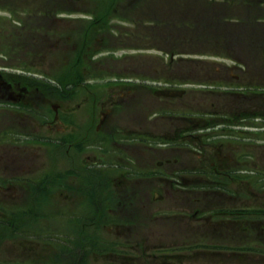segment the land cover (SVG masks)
Returning a JSON list of instances; mask_svg holds the SVG:
<instances>
[{"label":"flooded vegetation","instance_id":"1","mask_svg":"<svg viewBox=\"0 0 264 264\" xmlns=\"http://www.w3.org/2000/svg\"><path fill=\"white\" fill-rule=\"evenodd\" d=\"M41 84L35 77L25 75L21 79L13 76L12 70L0 68V111L3 110L8 118L4 124L0 123V264H47L48 248L44 236L54 229L58 233L63 232L64 227L58 223H62L68 214L70 219L77 220L92 203L63 202L66 201L62 160L65 154V132L69 130L74 134L75 130L80 129L78 114L81 106L74 108L68 104L71 97L65 89L53 90L52 93L44 92L46 88ZM54 95L58 98L52 101ZM236 96H240V93H236ZM249 99L248 106L236 114V125L248 123L251 128H257L259 123L264 124V93L255 88L249 92ZM85 111L88 114L85 113L87 118L86 116L84 118L83 132L93 127L107 139H110L108 136H113L114 132H121L117 130L118 124L113 120L115 109L108 103H102L97 116L95 108L90 110L86 108ZM90 112H94V115ZM49 114H53L51 120ZM94 117L98 120L95 127L92 124ZM191 129V125H177L172 133L161 134L150 129L132 128L128 132L138 135L137 138L140 139L138 143L121 139L118 145L121 146L122 153L131 157L135 155L142 157V151L145 157L146 150L169 151L175 158L191 157L195 151L213 167L218 178H212V182L207 179V188L201 192L200 198L194 194V179L186 162L181 163L184 167H178L177 160L174 161L175 158L171 160L170 157L159 160L158 167L133 166L130 169V166L126 165L128 166L126 172L120 173L122 177L115 180L118 193L127 199L128 191L134 184V180L129 176L131 172L140 174L139 182L151 180L154 189L162 192L160 198L151 197L152 203L157 207L149 215L159 219V222L170 223V228H167L168 238L162 239L159 229L156 235L154 233L155 242L151 249L157 251L155 258L158 264H190L192 250L202 251L206 256H220L218 252H229L234 258L232 262L207 261V264H264V200L256 199L252 205L237 202L239 200L236 199V172L231 170L236 164L234 139L194 135L192 131L181 134ZM127 130L125 127L122 128L124 132ZM54 132L57 140L50 142L48 136ZM159 138H164L167 142L172 139L184 141V144L165 145V148H160L157 143ZM82 141L84 140L76 139L69 147L77 154L80 148L84 147ZM35 142L41 143L42 148H39L41 151L37 155L32 154L30 158L21 160L19 158L21 151L18 148L24 146L26 151L31 149L32 153L31 147ZM49 147L58 153L57 158L59 152L62 153L60 157L62 161L60 160L56 170L50 167L49 159L47 156L46 159L43 153L47 152ZM33 153L36 152L33 150ZM85 159H94L97 162L104 158L92 154L85 156ZM54 177L55 182L51 180ZM50 183H55L58 198L62 202H39L42 200L40 194L48 195ZM33 192L37 194L36 198ZM22 197H25L24 200H18ZM162 202H169V208H162ZM108 203V209L112 210L113 202ZM140 204L143 205L142 202ZM140 204L120 202L117 205L118 213L128 219L127 222L137 217L143 218L146 215L143 213L144 207L139 206ZM85 218L89 220L90 225L96 226L97 222L93 217ZM123 228L126 230L121 235L132 241L129 243L141 251V257L144 259V251L150 247L138 240L131 226L126 227L124 224L121 229ZM194 230L196 234L193 233ZM37 234L42 235L40 243L33 239ZM18 236L25 239L26 243L17 244ZM70 251L64 248L57 250L56 264L61 257H69L71 254L75 263L84 258V255L79 256L80 248L77 244H74ZM139 257L134 256L133 260L139 261Z\"/></svg>","mask_w":264,"mask_h":264},{"label":"rangeland","instance_id":"2","mask_svg":"<svg viewBox=\"0 0 264 264\" xmlns=\"http://www.w3.org/2000/svg\"><path fill=\"white\" fill-rule=\"evenodd\" d=\"M16 5V8L19 12L23 10L25 7H41L42 3L43 6L47 4H51L47 2V0H11ZM27 1L29 2V6L26 4ZM126 0H118L117 4L114 7V11L105 17L104 20V26L101 27L99 30H95L93 35L91 37L94 40V43L96 39H100L102 42H107L109 47L114 49L113 56L109 57V64L110 66H104V70L108 69L112 71L113 74L115 73H139L144 76H150L153 77H160V75H164L163 72H173V68H178L179 65L173 64L170 66V62L166 61V57L164 54L159 53L161 51H157L156 47L152 45V42L150 41L148 43L147 40L143 41L144 38L146 39H157L160 40L159 37H162L160 35L161 33H158L156 31H151L148 29H145V26H148L149 28L154 23V19L149 20H141L139 17L135 16V11H128L124 10L122 8H125L122 4ZM203 2L207 0H202ZM6 2H9L6 0ZM143 3H146L145 5ZM236 6H233L231 11L236 12V8L238 6H241L238 0H235L234 3H232ZM18 6V7H17ZM158 2L156 0H142L140 3L139 8L141 9V12H144L143 9L153 8L157 7ZM128 7V6H127ZM200 8L205 9L203 11L204 15H195L194 11H186V12H176V14L172 17V20L168 22L166 19L157 21L158 24L161 26H166L167 30L166 33H168V37L164 36L165 40H175L174 33L171 32L170 27L173 30H177L179 37L178 38H184L185 40L190 41H196V43H202L203 42V48L202 51L204 53H212L214 52V46L217 47V50L220 52V54H223L227 57V59H220L218 57H212L207 55H201L200 59L202 61L200 62H183L179 64H185L188 66V70L183 72H180L182 76L188 75L192 80H196L198 83L205 82H212L211 78H218L219 80H222L228 85L234 86L232 84H236V75L241 77H248L249 75H252L253 69L255 67V64H250L249 68L247 70H236V66H234V61H232V56H236L241 59V55L236 53V51L233 50L232 43L236 42V34H238L240 31L237 30L240 28L237 27L236 23L225 22V31L224 32H215L216 29H219L220 24L219 20L215 22H202L201 18L204 16L206 18H211V16H215V19H217V13L222 14L223 11H225L223 8H220L217 6L216 8L212 7L211 4L206 7L200 6ZM217 8H220L219 10H215ZM40 11V9H39ZM188 12V13H187ZM150 13V10L145 13ZM36 15H39V12H36ZM116 15L122 16V20H118L114 18ZM255 15H252V23L254 25H257V22L255 21ZM230 16H234L231 14ZM236 16V15H235ZM230 20L232 18H229ZM15 22L19 23V26L15 24ZM26 23V16L23 14H19L16 16V20H13L10 15L5 13H0V54H2V49L6 48L4 45L9 44L10 46L7 47V50H11V53L16 51L17 54V61H13L10 58L9 59H2L0 57V64L2 66H10L14 67L17 65V67H26L29 65L28 61V51L34 49H31V44H34L32 40L26 39V30L20 29V26ZM102 23V24H103ZM62 24L60 26L61 29H73L74 24H66V23H60ZM68 25V26H67ZM78 26V25H76ZM56 24L52 23L50 20L48 21V30H50V34L53 33ZM246 27V28H245ZM188 28L189 31L186 29ZM242 35L250 38V36L247 33L248 24L241 23ZM245 28V29H244ZM99 33L96 35V33ZM204 32H207L208 36L204 35ZM38 33V32H37ZM142 34H144V38L142 37ZM19 35V36H18ZM165 35V33H164ZM19 37V41L16 40V37ZM60 34L55 35L58 42H60L59 45L64 44L65 42H68V38H61L60 40ZM71 37V36H70ZM210 37V38H209ZM244 37V38H245ZM51 39L49 41V54L55 50L53 45L56 43L54 37H49ZM60 40V41H59ZM246 40V38H245ZM99 42V41H98ZM176 43H181V40H175ZM26 43L29 44V47H27ZM206 44V45H205ZM35 45H38V43H35ZM150 47L151 49H148V51H142L137 50V48L141 49L144 47ZM119 47H129V50H118L115 49ZM163 47V46H161ZM72 46L69 45L68 49H66V54L69 55L68 50L71 49ZM65 48H62V50ZM154 49V50H152ZM164 49V48H163ZM211 50V51H210ZM142 51V52H140ZM36 52V51H35ZM202 54V53H201ZM111 55V54H109ZM51 57V56H50ZM101 58L105 57V55H101ZM68 59H66V64ZM49 61H52L53 63H49L50 69L53 66H63L64 63H56L55 60H51L49 58ZM171 61V60H170ZM108 61H106L107 63ZM34 67H42V64L37 60L33 63ZM30 67V65L28 66ZM190 70V71H189ZM30 70L24 69L23 71H20L19 69L12 70L13 76L20 77L21 79L24 78V76H30L29 74ZM49 71V69H48ZM98 72L95 71V73ZM7 74H10L9 72H6ZM205 78V79H204ZM216 80V79H215ZM43 81V80H42ZM133 82H136L134 79ZM81 85L80 90L74 92L72 89H68L66 91L67 94L70 95L71 100L68 103L69 105H73L74 108L81 106L80 112L78 114V123L81 124L79 130H75V133L78 137L73 138L75 134H69V130L66 131L65 135V145H64V152L65 154L62 157L63 166H64V180H65V190H64V196L66 201L63 202H92L85 212H82L79 218L76 220L75 218L70 219L69 214L64 219L62 223H58L59 226L64 227V231L61 233H58L57 230H52L48 234L44 236L45 240L44 242H47V248H48V260L47 264H56V253L57 250H60L61 248L64 249H70L72 251L74 244H77V246L80 248V255H84V258H80V261H77L75 263L74 257L72 254L67 257H61L58 264H158L155 257H153V251L151 249L152 244L155 242L154 239V233L156 235V232L160 231L162 239L164 237L168 238V232L167 228H170V223L167 221H160L159 219H155L150 215L152 210L155 209L156 204L152 203L151 200L152 196H156V198H160L162 195V192L156 191L154 189V183L151 180H145L139 182L138 177L140 174H136L135 172H131L129 176L134 180V184L130 187L128 191V195L125 197H121V195L118 193L116 187H115V180L122 177L119 175L122 172H126V165L130 166V169L133 166L138 167H154L155 163L158 162V160H162L166 157L171 156V152L169 151H159V152H148L145 151L146 156H143V151L141 152V156L135 155L134 157L128 156L126 153L118 152L115 150H118L119 146L117 143H115L114 138H111L113 136H108V139L106 144H104L103 140L101 139L102 135L96 131L93 127L90 128L87 132H82L79 135V132L81 129L85 128V111L86 107H82L84 102L88 99H92L90 101L94 108H95V114L97 116L98 111L102 107L100 105V97L104 95L102 94V90L100 93L95 89L94 86H105L107 84L106 80L98 79L96 81H80ZM127 83V82H126ZM131 83V82H130ZM143 83V82H141ZM140 84V83H139ZM52 86H55L54 84L49 83L48 85L44 86L46 90L44 92H50L52 93L53 89ZM205 85V84H204ZM43 86V85H42ZM131 86V85H129ZM201 86V85H200ZM203 86V85H202ZM87 87V88H85ZM124 87V86H123ZM135 88L129 89L126 95L127 98V104L125 107L116 113V116L114 117V123L119 124L118 128L121 129L123 127H126L128 130L124 132L123 134H129L128 131H130L132 128L134 129H150L154 131L155 133H162L164 130H167L171 127L169 124V121L166 119H163L161 116H156L155 112L159 108H157L158 104H162L159 97H156L153 93V91H150L149 88H141V91L143 93H140L139 89H137L138 86H134ZM120 87H114L113 92H119ZM86 91H92L93 93L97 92L98 96L96 95H88ZM47 94V93H46ZM213 94V95H212ZM141 95L140 97H138ZM48 97V95H47ZM114 97H117L116 95ZM222 97L214 93H208V92H191L183 97V99L178 100L175 99L173 101L172 106L174 108L179 109V107H189L192 105L193 108L202 110L203 108H209L210 104L217 103L222 105H229L231 107H234L235 114L239 113L242 108H245L244 104H242V107H236V97L235 96H226V99H223ZM83 100V101H79ZM189 103H187V101ZM182 101V102H180ZM146 104V105H145ZM166 104V103H165ZM145 106V107H144ZM228 106V108H230ZM226 107V106H225ZM232 109V108H231ZM232 109V110H233ZM91 115H94V112H90ZM154 113V120H149V123L146 122L147 117L146 115ZM153 115V114H152ZM49 120L53 118V114L48 115ZM149 117V116H148ZM164 117V116H163ZM87 118V116H86ZM7 115L4 113L3 110L0 111V123L4 124V122L7 120ZM168 119V118H167ZM96 120V121H95ZM168 121V122H167ZM98 122L97 117H94L93 123L94 127L96 123ZM167 122V123H165ZM121 125L123 127H121ZM93 126V125H92ZM79 127V125H78ZM94 129V130H93ZM245 131H240L239 128L236 129H228L227 130V136L231 137L233 136L234 139V145L236 147V151L238 152H246L247 154L246 160H251V166H253V172L254 174L247 176L244 180L246 183H249V178L251 180L254 179L258 182V184H261V187L264 186V124H260L257 126V128H251L246 127L243 128ZM239 133H238V132ZM53 132V131H52ZM50 132V133H52ZM249 132H255V134L250 135ZM115 135V134H114ZM118 135V134H116ZM231 135V136H230ZM105 137V136H104ZM117 140L119 139L118 136H115ZM48 139L50 142L57 140L55 137V132L52 134H49ZM78 140H84L82 141V146L79 152H74L73 148H70L69 145L72 144V142ZM139 145V144H136ZM26 147L21 146L18 148L19 151H21L19 158L21 160H25L31 157V155H37L41 150L39 148H42L41 143L35 142L34 146L32 148V153L25 150ZM103 148V149H101ZM33 150L36 153H33ZM78 151V150H77ZM107 153L111 158H106L107 156H103L104 162L99 164L98 162H95L96 160L91 159H85V156L92 155V154H100V153ZM45 157L47 156L49 159V165L54 170L58 168L60 165V157L61 154L59 152V157L57 158V152L49 147V150L43 151ZM92 153V154H91ZM41 154V153H40ZM103 154V155H105ZM112 155L117 156L118 158H113ZM46 157V159H47ZM122 157H125V159H122L121 162L115 163V161H119ZM120 158V159H119ZM61 160V161H62ZM97 163V164H95ZM104 163H108L103 165ZM129 163V164H128ZM119 166V168L115 166ZM128 168V167H127ZM53 170V172H55ZM262 173V174H259ZM256 175V176H254ZM261 175V176H260ZM260 179H263V181H260ZM53 182H55V177L51 179ZM260 181V182H259ZM237 187V186H236ZM49 192L48 195L46 194H40V197H42V200L39 202H62L58 198L57 194V188L55 183H50L49 185ZM252 189V188H249ZM257 192L256 190L252 189L251 191L248 190L245 194H242L243 198H251V193ZM35 195V198L37 197V194L33 192ZM257 196L262 199L264 198V193H258ZM25 197L19 198L18 200H24ZM125 200V201H124ZM246 200L245 204L252 205L253 202H247ZM97 202V203H96ZM108 202H139V204L142 202L144 210L143 213L146 215L143 218H135L133 220H130V222L121 220V216L118 213L119 207L116 203L111 205L112 210L108 209L109 203ZM151 202V204H148ZM135 204V203H134ZM169 202H162V208H169L168 206ZM137 207V206H136ZM108 210V213L106 211ZM83 217V218H82ZM85 217H93L97 224L96 226L90 225L89 220ZM126 224L127 226H131L132 232L134 235L138 237V240L141 242H144L147 246L150 248L145 249L144 251V259L141 257V251L137 250L136 248H133L131 240H126L121 233H124L126 228L121 229L122 226ZM54 225V224H53ZM62 231V230H61ZM33 239L36 241V243H40L42 239V235L37 234ZM76 242V243H75ZM17 244L20 243H26L25 239L21 237H17ZM95 249V251H94ZM18 251H21L19 248H17ZM70 251V252H71ZM96 258H94L95 256ZM137 258V256H140L139 261L133 260ZM191 262L190 264H207V261H214V262H221V261H228L232 262L234 258L232 256H206L203 254L202 251L191 252ZM80 262V263H79ZM225 264V263H223Z\"/></svg>","mask_w":264,"mask_h":264},{"label":"trees","instance_id":"3","mask_svg":"<svg viewBox=\"0 0 264 264\" xmlns=\"http://www.w3.org/2000/svg\"><path fill=\"white\" fill-rule=\"evenodd\" d=\"M183 1L191 3V2H196L198 0H183ZM251 1H253V0H251ZM256 1L260 2V0H256ZM141 2H142V0H126L122 4L125 8H122V9L128 10V11L134 10L135 16L139 17L141 20H143V19H145V20L154 19L153 20L154 23L151 25V27H153V28H149L148 26H145L146 27L145 29H148L151 31H156L158 33L166 32V30H167L166 26H164V25L161 26L160 24L157 23V21L166 19L168 22H170L172 20V17L177 12L175 7L171 6V5H166L163 0H158V6L157 7L143 9L144 12H141V9L139 8ZM234 2H235V0H223L222 3H219V5L214 6V8L219 6L220 8H223L225 10L222 12V14H220V13L217 14V18L220 19V26H223V28H225V22H227L226 16L231 15V8L233 6L232 3H234ZM209 5H210V2L207 0V3H206V1H205V7L206 6L209 7ZM220 8H217L215 10H219ZM244 9L248 12L249 15H254L257 12V7H254V9H250V10L247 9V7H245ZM149 10H150V13H148L146 16L145 13H147ZM196 13L198 14L199 12L196 11ZM209 21H212V18H209ZM237 25H239V24H237ZM170 29H171V32L174 33V35L178 33L177 30H173L171 27H170ZM256 30H257L256 25H254V24L248 25L247 33L250 36V38H252L254 41V45L252 46L253 47L252 54H254V55L264 54V46L261 45L262 39H258V42L255 45V40H256L255 35L256 34H254V32ZM252 33H253V35H252ZM206 36H208V34ZM162 44H163V38H161L156 43V46L161 47ZM165 44L169 45L168 49L170 51L178 49V48H176L174 41L169 42V43H165ZM172 47H174V48L171 49ZM200 47L201 46H199V43L194 44L192 42H189L187 50L198 51Z\"/></svg>","mask_w":264,"mask_h":264},{"label":"crops","instance_id":"4","mask_svg":"<svg viewBox=\"0 0 264 264\" xmlns=\"http://www.w3.org/2000/svg\"><path fill=\"white\" fill-rule=\"evenodd\" d=\"M170 5L175 7V9L177 10V13L178 12H186V11L189 12L192 10V11H194L195 15L197 14L196 11L199 12L197 15H204L205 14L203 12V11H205V9L200 8V6L205 7V2H203L202 0H198L196 2H191V3L185 2L183 0H174V1L170 2ZM211 6L214 7L215 4L213 3V4H211ZM216 13L218 14V12H216ZM211 18H212V21H209V18H206L203 16L201 18V20H202V22H210V23L219 20V18L215 19V16H213V15L211 16ZM218 22L220 24V20ZM186 29L189 31L188 28H186ZM223 29H224L223 26H220L219 29L215 30V32H218V33H219V31L223 32ZM204 35L206 36L207 32H204ZM142 37L144 38V34H142ZM178 37H179V35H176L174 38L176 40H181V43H175L176 47H182V46L188 45V43H187L188 40H185L184 38H178ZM144 40H145V38H144ZM194 44H196V41L194 42ZM199 46H203V42L199 43Z\"/></svg>","mask_w":264,"mask_h":264},{"label":"water","instance_id":"5","mask_svg":"<svg viewBox=\"0 0 264 264\" xmlns=\"http://www.w3.org/2000/svg\"><path fill=\"white\" fill-rule=\"evenodd\" d=\"M178 92H163L164 95L167 96H172V95H176Z\"/></svg>","mask_w":264,"mask_h":264}]
</instances>
